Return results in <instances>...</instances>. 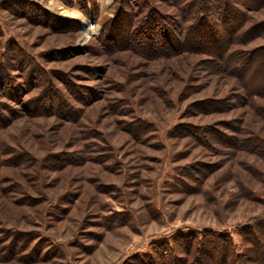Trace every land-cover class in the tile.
Masks as SVG:
<instances>
[{
	"label": "rangeland",
	"instance_id": "rangeland-1",
	"mask_svg": "<svg viewBox=\"0 0 264 264\" xmlns=\"http://www.w3.org/2000/svg\"><path fill=\"white\" fill-rule=\"evenodd\" d=\"M139 1L0 0V264H217L192 236L243 261L264 226V94Z\"/></svg>",
	"mask_w": 264,
	"mask_h": 264
},
{
	"label": "trees",
	"instance_id": "trees-1",
	"mask_svg": "<svg viewBox=\"0 0 264 264\" xmlns=\"http://www.w3.org/2000/svg\"><path fill=\"white\" fill-rule=\"evenodd\" d=\"M148 2V0L138 2V5L145 10V18L152 19L154 22L162 21L163 16L156 10H151ZM170 2L181 7L182 19L185 21L190 19L195 23L189 26L190 28L187 27L188 32L185 31L182 35L175 34L179 37H175L176 40L170 45L172 48L179 45L177 48L180 51L198 50L206 53L213 58L212 69L235 74L234 76L243 80L248 91L249 86L256 84L258 91L264 94V44L251 49L244 47L264 34V21L250 25L246 21L248 19L246 11L262 8L264 0H171ZM128 8L132 10L133 6L130 5ZM171 32L165 28L162 33H159V37L168 36L162 39L163 41L174 40ZM186 33L191 37L188 38ZM245 230L247 232L244 238L250 240L248 244H252V248L250 249V245L246 247L247 252H244L243 261L240 259L242 256L234 253L228 237L223 239L203 237L199 241L200 239L197 240L195 236H192L183 241L184 249L190 252L189 255L193 251L199 254L201 250L211 255L210 248L218 250L220 257L218 262L216 261L217 264H239V262L240 264H263L264 226L258 221L254 225L246 226ZM208 243L210 246L203 249ZM252 255H255V258ZM196 257L193 254L191 258L195 260Z\"/></svg>",
	"mask_w": 264,
	"mask_h": 264
},
{
	"label": "bare ground",
	"instance_id": "bare-ground-1",
	"mask_svg": "<svg viewBox=\"0 0 264 264\" xmlns=\"http://www.w3.org/2000/svg\"><path fill=\"white\" fill-rule=\"evenodd\" d=\"M51 3H52V2H51ZM47 5H48V4H47ZM53 8H54V7H53ZM86 25H87V24H86ZM87 26H88V25H87ZM91 31H92L91 27L88 26L87 32H88V33H91Z\"/></svg>",
	"mask_w": 264,
	"mask_h": 264
}]
</instances>
